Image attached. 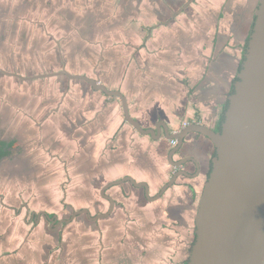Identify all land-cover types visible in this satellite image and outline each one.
<instances>
[{"label":"crops","instance_id":"1","mask_svg":"<svg viewBox=\"0 0 264 264\" xmlns=\"http://www.w3.org/2000/svg\"><path fill=\"white\" fill-rule=\"evenodd\" d=\"M190 2L0 0V17L8 23L0 34L9 35L0 45V64H6L8 52L12 60L8 67L26 78L63 69L91 77L69 69L65 41H36L37 36L43 39V31L47 37H51L50 31L59 36L76 33L79 37L74 43L79 50L108 49V89L127 98L131 116L144 129L156 130L165 123L171 132H177L184 122L194 119L215 129L240 70L259 0ZM103 4L105 11L97 12ZM66 18L83 27L79 31L69 28ZM33 20L47 25L42 28ZM84 36L90 42L81 41ZM50 49H57L58 55L48 52ZM11 78L15 89L18 80L30 82L0 77V87L11 85ZM48 78L62 94L56 104L48 105L56 101L49 91L15 92L12 103L2 102L0 97V119L10 114L0 135L11 138L6 141L0 136V144L13 147L11 154L0 159V264H186L205 174L215 151L212 142L190 134L183 150L174 156H193L201 166L197 177H179L156 200H149L143 188L130 182L113 186L108 196L116 205L108 219L80 217L72 231L64 234V200L69 199L74 208L102 211L105 204H96V194L125 177L147 183L149 197H156L175 172L168 161L174 146L162 136L136 131L125 120L120 98L94 90L91 96L88 88L78 86L85 82L64 75L40 80ZM101 94L108 98V105ZM33 115L39 117L35 119L41 121L39 127ZM97 116L99 126L92 125L103 128L108 138V152L101 158L102 139L89 137L98 128L86 126L88 119ZM14 118L20 128L27 129L24 134L9 122ZM19 141L37 144L40 151L14 154ZM48 145L55 151L52 158L41 147ZM67 145L69 152L79 146L80 150L67 158L74 167L66 170L61 160ZM185 170L192 175L195 168L188 164ZM58 220L62 221L56 226Z\"/></svg>","mask_w":264,"mask_h":264},{"label":"water","instance_id":"2","mask_svg":"<svg viewBox=\"0 0 264 264\" xmlns=\"http://www.w3.org/2000/svg\"><path fill=\"white\" fill-rule=\"evenodd\" d=\"M0 72L29 81L64 75L88 83L96 92L120 98L126 122L140 134L177 141L168 156L169 163L177 172L156 197H149L147 183H138L132 177L107 184L103 194L112 186L130 182L137 188H143L149 200L161 198L179 177H192L182 169L187 161H194L198 166L194 158L180 162L174 160V156L183 150L187 137L198 134L209 139L214 145L215 155L198 202L196 237L187 264H264V0H259L255 10L244 58L217 130L202 124H191L171 132L165 123L157 126L156 130L144 129L131 116L128 100L120 91L109 90L97 79L71 74L66 69L28 78L1 68ZM104 197L111 202L108 213L91 217L90 212L82 210L75 212L72 219L83 213L93 221L110 216L114 200Z\"/></svg>","mask_w":264,"mask_h":264},{"label":"rangeland","instance_id":"3","mask_svg":"<svg viewBox=\"0 0 264 264\" xmlns=\"http://www.w3.org/2000/svg\"><path fill=\"white\" fill-rule=\"evenodd\" d=\"M104 5L105 4H103V7L102 8H99V7L96 6L97 8L95 7L96 8L95 10L97 12H99V11H103L104 12L105 11L104 10ZM65 21L68 22V27L70 26L69 28H72L73 30L79 31L78 29H81L83 27V25H80L79 22H76L75 19H71L70 18L69 20H67V18H66ZM66 31H67V29H66ZM71 33L66 32L64 35L61 34L59 36V35H56L55 32L50 31V36L51 37H47L46 31L45 32L43 31V39H41L39 36H37L36 37V41L38 43H40L42 40H45L46 41V38L49 39V42L65 41L66 48H64V55H65L64 58L66 59V62L69 63V65H68L70 67L69 69H72V70L75 69L77 71L79 70L80 72L83 71L82 73L90 74V76L92 78H95V79L99 80L102 84H104V85H106L108 87V49H103L102 50L100 48L99 51H97V50L96 51L95 50H91L90 53H88V52H86L84 50H79L78 48L75 47V45H77V43H74L75 40L78 39L79 34L77 35L75 33L72 36ZM53 36H54V38H53ZM80 38H81V36H80ZM85 38L86 37L84 36L80 40L83 41V42H90L88 40H85ZM45 41H44V43H45ZM98 46L102 47V44L99 43ZM2 51L3 50H1V52ZM44 51H46V50H44ZM57 51H58L57 49H54V50L53 49H50L48 52H50V53L52 52V54H54V56H56V55H58V52ZM73 53L75 54L74 55V58H75L74 60L75 61L73 60ZM10 61L12 62V60H10ZM73 61H74V65L75 66H73V65L71 66L70 65V62L72 63ZM7 62H8V60H6V64H4L3 66H1V64H0V67L1 68L3 67V69H10L8 67ZM62 65L63 64L61 63L60 70H61V68H63ZM68 66H66V67H68ZM10 67H12V66H10ZM21 67H25V65H23V66L21 65ZM82 67H84L83 70H81ZM88 69H89V72H87ZM12 71H13V68H12ZM16 73L19 74V72H16ZM0 77L6 78V80L9 79V77L8 76H5V75H0ZM48 80H49V83H48ZM59 80H61V79H59ZM66 81H67V78H66ZM13 82L14 81L12 79V84L11 85H8V84H7V86L6 85H4V86L1 85V87H0V93H1L0 97L2 99L1 101L4 102V103H8V101H10V103H12V101L10 100V98L12 97L11 95H14L15 92H18L19 93L21 91H25L26 89L27 90H34V91L38 90V91H42V93L45 92V91H49V93L53 96L52 98L54 100H56L55 102L48 103L49 106L52 105V103H55V104L58 103L62 99V94L60 92V88L57 85H55V84H51L50 83L51 82V79L50 78H48V79H42V80L36 79V80H33V81L30 80V82H22L21 80H18V81H16L17 82V89L14 88ZM80 84L81 85H79V83H78V86H81L82 88L83 87H86V89L88 88L87 91L89 93H91V96L94 94L93 93L94 91L91 90L90 85H87L88 83H80ZM31 86H32V88H31ZM57 93L60 94L59 95V99H56V97L54 98V96ZM91 96H90V98H91ZM102 98H103V102L106 105H108V98H104L103 95H102ZM90 100H92L94 103H98L94 99H90ZM5 115L6 116H4V117L2 115V118L0 119V127H2V125H6L5 122L9 120L10 114L9 113H6ZM21 115L24 116V114H19L20 117H21ZM19 116H18V118H20ZM33 116L35 117V118H33L34 121H35V119H38L39 120V117L37 118L35 115H33ZM43 116H45V114ZM98 116H99V114H98ZM98 116H97V118L93 117L92 119H88L89 120V123H87L86 126H89V125H92V124H95V123L99 126V124H98L99 123L98 122L99 121L98 120ZM26 118H28L29 120L32 119L31 115H26ZM16 119L17 118H14L13 120H10L9 122H11L13 124H17V126H18L17 127V130L19 132H23V134H24V132L27 129L26 128H24V129L20 128L19 124L15 122ZM23 120L24 119H22V120L21 119H18L17 121L25 122ZM38 120L35 121V122H36V126L39 127L41 121H38ZM97 125H92L93 127H96L98 129H95V132L96 133L94 135L91 136V133H90V136L89 137H91L90 139H93V140L97 139L98 141H99L98 138L102 139V142L103 143H102L101 149L99 150V154H98V155H100V158H101V156L104 157L106 155V153L108 152V144H106V142H108V138L103 135L104 129L103 128H100V127H97ZM6 126H5V132H6V130H8V127L6 129ZM81 128H84V125H81ZM2 130H3V128H2ZM105 130H107V127H106ZM0 132H1V130H0ZM0 136H1V138H3L6 141H10L11 140L10 137H8V136L6 137L3 134H1ZM21 142L22 141H19L16 149L14 150V154H23V153H25V151L26 152H28V151L29 152L40 151V146H37V144H31V145L28 144L27 145V144H22ZM41 147L44 149L45 154H48L47 155L48 158L49 157L52 158V157L55 156V151H54V148L52 146L48 145V146H41ZM75 148H76V150H75ZM75 148H74V151L73 152H69L70 145L64 146V149L65 150H64L63 158H62L61 161H63V159H64V163H65L64 164V167H65L66 170L67 169H72L74 167L72 165H69L70 164V160L68 161L67 158L74 156L75 153H78V150H80L79 149L80 146L79 147H75ZM85 163H88V160L85 161ZM97 163H99V162L97 161ZM72 178H74V177H72ZM68 180H69V178H66V181H67L66 185H68V183H69ZM107 183H108V180H107ZM96 198H97L96 200L98 202L101 201V204H105V205H103L104 206L103 207V211L106 212L108 210V203L101 197L100 193H98V195L96 194ZM88 203H90V202H88ZM78 204L79 203L77 202L76 205H78ZM82 204L84 205V203H82ZM81 207L82 206H77V208H74V205L72 203H70L69 199H68V201L64 200V210H65V213H66V215H65L66 216V219H69L73 215V211L74 212H77L78 210L81 209ZM72 208H74V209H72ZM90 211H91L92 215H94L99 210L98 209H94V208L92 209L91 208ZM81 217L84 218L86 216L83 215ZM79 219H81V218L80 217L79 218H76L73 221H71L70 223L66 224L65 227H64V229L62 230L63 233L64 234L66 232L68 233V230L72 231L73 226L76 223H78ZM102 220H104V219H102ZM192 230H193V233H194L195 224L192 227Z\"/></svg>","mask_w":264,"mask_h":264},{"label":"flooded vegetation","instance_id":"4","mask_svg":"<svg viewBox=\"0 0 264 264\" xmlns=\"http://www.w3.org/2000/svg\"><path fill=\"white\" fill-rule=\"evenodd\" d=\"M8 9V8H7ZM4 13H5V15L6 14H8V10H6V11H3ZM1 14V13H0ZM7 18H8V16H7ZM57 20V18H53L52 19V21H56ZM33 22H38L39 24H35V25H37V26H41L42 28L43 27H46V25L47 24H45L44 22L42 23V22H40V21H34L33 20ZM76 22H78L77 20H76ZM8 26V23L6 22V21H3L2 19H1V17H0V30L1 31H4V29ZM15 27H14V25L12 26V29H14ZM9 37V35L8 36H6V34H3L2 32H1V34H0V45L2 44V41H8V38ZM6 58H7V60H8V62H10V60H11V58H10V56H9V53L8 52H6ZM1 68V67H0ZM10 69H3V68H1V69H3V70H5L6 72H8V73H16L15 71L13 72L12 71V68L13 67H9ZM14 69V68H13ZM17 74V73H16ZM0 75H5V76H9V77H12V76H10V75H8V74H4V73H1L0 72ZM18 79V78H17ZM216 130L218 129V128H215ZM176 146H174V148H175ZM13 147L12 146H6V144H0V150L1 151H4V152H7V155H9V154H11V149H12ZM173 149V148H172ZM214 153H215V151H214ZM177 154H179V153H177ZM7 155H5L4 157H6ZM213 156H214V154H213ZM212 156V157H213ZM212 157H211V159H212ZM188 158H194L193 156H185V157H182V158H179V159H174L176 162H180V161H183V160H185V159H188ZM195 159V158H194ZM196 160V159H195ZM197 161V160H196ZM197 163H198V161H197ZM188 164H192L193 166H194V168H195V171L193 172V174H192V177L191 178H194V177H197V175H199V174H201V166H200V164L198 163V166H199V168H198V166H197V164L194 162V161H187V163L186 164H184V166L182 167V169L183 170H185V167L188 165ZM171 165V164H170ZM172 167V166H171ZM173 168V167H172ZM186 171V170H185ZM210 171H211V160H210V163H209V166H208V168H207V171H206V174H205V182H206V180H207V178H208V176H209V174H210ZM177 171L175 170V172H174V174L176 173ZM173 174V175H174ZM173 177V176H172ZM181 177H185V176H181ZM106 186V185H105ZM104 186V187H105ZM117 186V185H116ZM113 187V186H112ZM111 188V187H110ZM109 188V189H110ZM109 189H107L106 191H105V194H103L102 193V191L100 192V195H101V197L107 202V203H109V209L106 211V212H104L103 210L100 212H97V213H95L94 215H92V213H91V211H90V208H84V209H80V210H78V211H82V210H87L88 212H90V215H91V217H95V216H98V215H100V214H106V213H108L109 211H110V209H111V202L107 199V198H105L104 196H107L108 197V190ZM110 198H112L113 200H114V198L113 197H111V196H109ZM97 205H101V201H97V203H96ZM116 205V202H115V200H114V206ZM74 211H73V215H74ZM113 213V212H112ZM73 215L69 218V219H64L63 220V226H65L66 224H68V223H70L71 221H73L74 219H76V218H79V217H81V216H83V215H85L86 217H88L89 219H91V217L90 216H88V214H86V213H83V214H81V215H78V216H76V217H74L73 219H72V217H73ZM51 219V218H50ZM104 220L105 219H108V217H106V218H103ZM68 220H70L69 222H67ZM92 220V219H91ZM60 221H62V220H58L56 223H55V225L57 226L58 224H60ZM195 223V222H194ZM54 225V226H55ZM195 229H196V227H195ZM195 230H194V233H193V236H192V239H191V242H190V250H189V254H190V251H191V248H192V246H193V244H194V241H195ZM189 259V258H188ZM188 261V260H187ZM187 264V263H186Z\"/></svg>","mask_w":264,"mask_h":264},{"label":"built area","instance_id":"5","mask_svg":"<svg viewBox=\"0 0 264 264\" xmlns=\"http://www.w3.org/2000/svg\"><path fill=\"white\" fill-rule=\"evenodd\" d=\"M191 124H201V123H200L198 120L194 119V120H191V121H189V122H184V123L182 124V126H181V129H182V128H185V127H187V126H189V125H191ZM170 142H171V145H172V146H176V145H177V141H176V140H171Z\"/></svg>","mask_w":264,"mask_h":264},{"label":"trees","instance_id":"6","mask_svg":"<svg viewBox=\"0 0 264 264\" xmlns=\"http://www.w3.org/2000/svg\"><path fill=\"white\" fill-rule=\"evenodd\" d=\"M248 40H249V38H248ZM247 45H248V41H247V44H246V46H245V51H246ZM245 51H244V54H245ZM243 58H244V56H243ZM226 106H227V105H226ZM225 110H226V107H225ZM224 113H225V111H224ZM224 113H223V115H222V120H223V118H224ZM222 120H221V122H222ZM221 122H220V124H221ZM220 124H219L218 128H220ZM5 155H7V152H4V151H1V150H0V159H1L2 157H4ZM214 155H215V153H214Z\"/></svg>","mask_w":264,"mask_h":264}]
</instances>
